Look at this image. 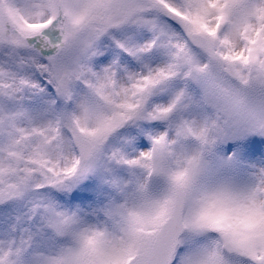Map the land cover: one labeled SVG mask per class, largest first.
<instances>
[{
	"label": "snow or ice",
	"instance_id": "6c2138e0",
	"mask_svg": "<svg viewBox=\"0 0 264 264\" xmlns=\"http://www.w3.org/2000/svg\"><path fill=\"white\" fill-rule=\"evenodd\" d=\"M0 264H264V0H0Z\"/></svg>",
	"mask_w": 264,
	"mask_h": 264
}]
</instances>
